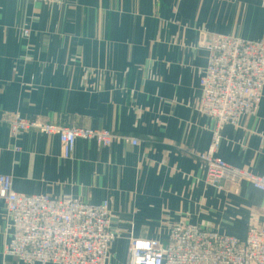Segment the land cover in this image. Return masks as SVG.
Wrapping results in <instances>:
<instances>
[{"label": "crops", "instance_id": "obj_1", "mask_svg": "<svg viewBox=\"0 0 264 264\" xmlns=\"http://www.w3.org/2000/svg\"><path fill=\"white\" fill-rule=\"evenodd\" d=\"M207 34L264 39V0H0V174L19 193L107 200L116 236L107 264H129L131 239L166 243L174 224L239 239L264 225V192L208 185L197 157L213 128L196 108ZM8 114L138 144L77 139L62 158L56 135L13 138ZM220 136L218 157L264 176V91L257 114ZM5 229L0 201V264H29L4 252Z\"/></svg>", "mask_w": 264, "mask_h": 264}, {"label": "built area", "instance_id": "obj_2", "mask_svg": "<svg viewBox=\"0 0 264 264\" xmlns=\"http://www.w3.org/2000/svg\"><path fill=\"white\" fill-rule=\"evenodd\" d=\"M30 1L49 4L56 0ZM21 31L23 37L30 34L28 28ZM198 46L207 56L199 77L201 94L196 108L213 122L210 146L197 154L205 182L221 188L222 180L232 184L246 181L264 192V176L232 167L216 155L223 126H237L242 116L257 114L264 91V39L207 34ZM5 118L15 139L29 130L58 136L62 158L71 157L77 139L94 141L101 147L119 138L138 144L136 138L109 130L61 127L18 114ZM0 201L8 236L6 254L29 264L108 263L116 236L107 200L92 204L69 194L19 193L13 190L12 176L0 174ZM129 264H264V225H250L239 239L197 224H174L166 243L131 239Z\"/></svg>", "mask_w": 264, "mask_h": 264}]
</instances>
